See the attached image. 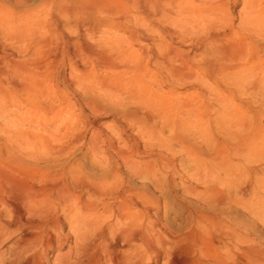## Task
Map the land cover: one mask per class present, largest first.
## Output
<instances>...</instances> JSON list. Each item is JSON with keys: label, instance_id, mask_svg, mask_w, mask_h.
<instances>
[{"label": "bare ground", "instance_id": "1", "mask_svg": "<svg viewBox=\"0 0 264 264\" xmlns=\"http://www.w3.org/2000/svg\"><path fill=\"white\" fill-rule=\"evenodd\" d=\"M81 1L84 10L99 7L93 0ZM132 1L141 16L158 18L168 26L161 31L168 43L158 54L141 46L143 56L152 57L158 67L166 68L177 78L198 72L218 77L228 85L231 94L229 99L223 94L208 97L201 93L195 102L178 100V105L156 95L148 98L149 101L144 100L141 94L155 80L147 78L150 71L142 57H133L128 64L114 67L122 74H130L123 81L133 87L130 99L139 103L142 100L143 108L148 109L138 120L144 124L156 120L164 126L169 123L172 106L187 107L185 114L187 119L193 117L194 135L203 136V124L211 116L212 105L221 104L223 111L219 117L230 124L234 121L237 135L217 139L208 148L213 151L212 157L219 158L227 182L215 185L204 179L211 154L188 147L197 170L190 178L197 184L183 185L198 206L189 201L176 203L179 213L185 214L186 227L174 229L168 219L161 218L159 203L146 198L144 182L143 186H132L118 165L111 170L101 156H98V167L103 176L113 179L110 183L74 165L67 170L39 168L38 161L30 160L34 158L28 152L21 157L12 156L8 160L14 164L13 168L7 171L4 164L5 171L0 172V264H264V237L258 242L253 236L254 223L259 221L264 225V129L258 130L259 125L248 121L260 116L258 110L246 106L248 115L234 103V99H241L243 95L264 101V83L261 82L264 80V0H244L235 24L231 8L237 0ZM130 37L132 42L147 39V35L139 31H130ZM175 40L203 46L205 53L198 63H193L184 53L176 55ZM111 47L122 50L119 46ZM174 57L179 63L177 66L168 64ZM226 98L230 102L226 103ZM175 133L172 134L174 142L177 140L175 143L188 144L183 136ZM89 143L93 151L97 150L96 143ZM256 148L259 152L254 157ZM230 153L242 157L245 163L230 166ZM93 157L95 161L96 155ZM116 157L126 175L139 181L149 180L155 189L163 188V180H167L170 173L146 169L131 152L117 150ZM165 164L169 168L171 161ZM33 165L38 168L37 176L27 174V169ZM235 166L248 175L243 184L230 180L236 176L235 171L230 170ZM172 183L168 181L169 185ZM174 199L175 196L173 202ZM15 234L18 237L14 240ZM9 240H14V244L2 250ZM227 244H233L234 250L224 248Z\"/></svg>", "mask_w": 264, "mask_h": 264}, {"label": "rangeland", "instance_id": "2", "mask_svg": "<svg viewBox=\"0 0 264 264\" xmlns=\"http://www.w3.org/2000/svg\"><path fill=\"white\" fill-rule=\"evenodd\" d=\"M93 1L99 7L91 11L84 10L81 0H0V172L13 168L14 164L9 161L12 156L21 157L28 152L34 158L29 159L37 160L39 168L44 166L55 170L63 167L67 170L74 165L82 172L102 176L110 183L113 179L103 176L98 167V156H101L111 170L118 165L132 186L139 187L144 182L146 198L161 206V218L168 219L174 229L184 228L185 214L179 213L176 203L187 204L189 201V204L198 206L183 185L197 184L190 178L197 170L188 147L194 146L211 154V161L206 162L204 179L210 184L218 185L220 181L225 184L228 179L225 170L218 163L219 158L212 157L213 151L208 147L217 139L227 138L229 134L235 136L237 132L234 121L230 124L219 117L223 111L220 104L212 105L211 116L202 123L205 128L203 136L194 135L193 117L187 119L188 108H178L177 101L195 102L201 93L208 97L223 94L230 99L228 85L208 73L198 72L197 75L177 78L166 68L158 67L152 57L143 56L140 48L148 47L158 54L159 49L168 43L167 37L161 33L162 28L168 29V26L158 18L141 16L132 0ZM243 2L237 0L231 8L234 24L238 22L237 11ZM130 31L143 32L147 39L132 42ZM27 32L31 35L26 36ZM33 34L36 36L31 37ZM111 46L127 49L122 52ZM173 46L176 55L184 53L193 63H198L205 53L203 46H194L188 41L180 43L175 40ZM138 56L150 71L147 78L152 82L155 80L141 94L142 99L149 101L148 98L156 95L177 104L170 108L169 123L164 126L156 120L147 124L138 120L148 109L143 108L142 100L140 104L138 100L130 99L129 92L133 87L130 82L126 85L123 82L130 74L115 69ZM168 64L177 66L179 63L174 57ZM251 98L243 95L241 99H234V103L248 115L250 112L246 106L258 110L259 117H262L248 121L259 125L256 128L262 131L264 101L258 97L253 103ZM174 133L183 136L188 144L175 143ZM89 141L96 143L97 150H92ZM63 149L66 150L61 152ZM117 150L138 156L146 169L163 174L170 172L167 180H163V188L155 189L149 180L139 181L126 175L123 164L116 157ZM257 151L258 148L254 149V157ZM229 155L230 166L245 163L242 157L233 153ZM166 161H171L169 168ZM37 167L31 166L27 174L37 176ZM230 170L236 174L230 177L232 182L243 184L248 180L247 173L236 166ZM168 181L173 183L169 185ZM254 231L253 236L259 242L264 237V225L256 221ZM17 237L15 234L12 239ZM14 240H9L2 250H7ZM224 248L234 250L233 244Z\"/></svg>", "mask_w": 264, "mask_h": 264}]
</instances>
